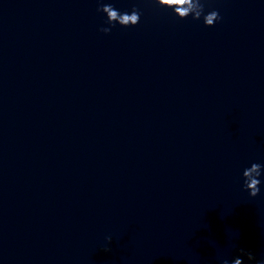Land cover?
<instances>
[{
	"label": "clouds",
	"instance_id": "clouds-1",
	"mask_svg": "<svg viewBox=\"0 0 264 264\" xmlns=\"http://www.w3.org/2000/svg\"><path fill=\"white\" fill-rule=\"evenodd\" d=\"M154 3L162 8L173 9L174 15L179 19L183 20L188 18L190 15L194 20H200L203 18V22L206 26L212 27L216 22L222 19L219 12L216 10L205 13L204 0H154ZM97 11L106 14L107 23L111 26L119 24L122 27L135 26L140 22L141 13L138 9H133L131 13L120 12L111 3H102L98 7ZM100 31L105 34L111 31V27H103ZM264 171V165L260 163H252L250 167L243 170V187L249 193L250 197H256L260 193L261 180L259 177ZM111 243V237L106 238ZM105 251L109 248L105 247ZM241 252L247 256L249 262L254 264H264V258L256 260L255 256L251 252L244 253L243 249ZM220 264H243L241 257L235 258L231 262L227 259H221Z\"/></svg>",
	"mask_w": 264,
	"mask_h": 264
}]
</instances>
